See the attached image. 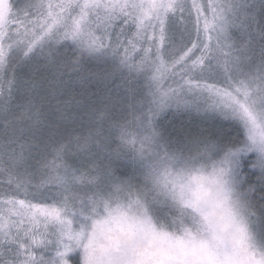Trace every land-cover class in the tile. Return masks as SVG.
<instances>
[{
    "label": "snow or ice",
    "instance_id": "snow-or-ice-1",
    "mask_svg": "<svg viewBox=\"0 0 264 264\" xmlns=\"http://www.w3.org/2000/svg\"><path fill=\"white\" fill-rule=\"evenodd\" d=\"M0 264H264V0H0Z\"/></svg>",
    "mask_w": 264,
    "mask_h": 264
},
{
    "label": "rangeland",
    "instance_id": "rangeland-1",
    "mask_svg": "<svg viewBox=\"0 0 264 264\" xmlns=\"http://www.w3.org/2000/svg\"><path fill=\"white\" fill-rule=\"evenodd\" d=\"M17 2H22V0H17Z\"/></svg>",
    "mask_w": 264,
    "mask_h": 264
}]
</instances>
